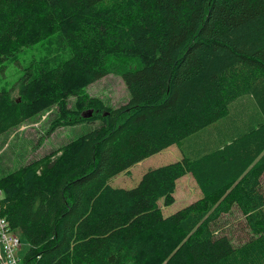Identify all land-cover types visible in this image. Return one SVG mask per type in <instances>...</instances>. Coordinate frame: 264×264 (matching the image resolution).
<instances>
[{
    "label": "trees",
    "instance_id": "obj_1",
    "mask_svg": "<svg viewBox=\"0 0 264 264\" xmlns=\"http://www.w3.org/2000/svg\"><path fill=\"white\" fill-rule=\"evenodd\" d=\"M56 33L69 55L0 91V135L53 107L48 132L100 124L0 177L20 264H264V0H0V67ZM109 74L118 106L86 90ZM174 144L181 160L111 184ZM188 172L203 196L164 214Z\"/></svg>",
    "mask_w": 264,
    "mask_h": 264
},
{
    "label": "rangeland",
    "instance_id": "obj_2",
    "mask_svg": "<svg viewBox=\"0 0 264 264\" xmlns=\"http://www.w3.org/2000/svg\"><path fill=\"white\" fill-rule=\"evenodd\" d=\"M68 55L69 48L59 33L25 48L17 55V59H12L6 63L5 67H0V91L15 87L13 92L15 95L18 90L17 81L22 76L25 67L33 65L37 68L43 64L53 65ZM86 90L90 95L100 97L110 106H118L130 97L124 80L115 74H109L88 85ZM69 102L71 107L75 106L74 97H71ZM57 116V108L53 107L0 135V177L19 169L30 161L40 159L56 151L100 124L99 121H96L58 126L53 132H48ZM169 150L165 149L146 158L142 163L135 164L112 178L111 184L123 188L135 187L147 170L174 162L177 160V156L180 157V150L177 145H171ZM183 176L178 182L177 191L174 193V202L171 205H164V202H161L162 210L166 215L183 208L202 196L201 189L194 177L190 173ZM238 218L239 214L234 212L230 218H224L223 221L227 222L228 225L230 222L234 225V221ZM17 233L22 240L19 256L24 258L29 248V242L21 231H17Z\"/></svg>",
    "mask_w": 264,
    "mask_h": 264
},
{
    "label": "built area",
    "instance_id": "obj_3",
    "mask_svg": "<svg viewBox=\"0 0 264 264\" xmlns=\"http://www.w3.org/2000/svg\"><path fill=\"white\" fill-rule=\"evenodd\" d=\"M2 198L0 191V264H20L19 250L22 247V240L13 229L7 218L2 215Z\"/></svg>",
    "mask_w": 264,
    "mask_h": 264
},
{
    "label": "crops",
    "instance_id": "obj_4",
    "mask_svg": "<svg viewBox=\"0 0 264 264\" xmlns=\"http://www.w3.org/2000/svg\"><path fill=\"white\" fill-rule=\"evenodd\" d=\"M253 102H255V101H253ZM254 104H256V103H254ZM250 111V110H249ZM252 114H254V113H252ZM247 115H249V113L247 114ZM258 126H256V128H257ZM176 145V144H175ZM178 146V145H177ZM178 148H179V146H178ZM168 151H170L169 149H170V147H168V148H166ZM165 150V149H164ZM179 150H180V157L179 156H177V160H174V162L175 161H179V160H181L182 158H183V152L181 151V149L179 148ZM163 151V150H162ZM162 151H160V152H162ZM159 153V152H158ZM157 154V153H156ZM148 158V157H147ZM144 160H146V158L144 159ZM144 160H142L141 162H139V163H142ZM168 164V163H167ZM164 165V164H163ZM188 173H190V172H188ZM187 173V174H188ZM191 175H192V173H190ZM193 176V175H192ZM184 177V176H183ZM194 177V176H193ZM264 177V176H263ZM181 178H179L178 179V181H177V187H178V182H179V180H180ZM194 179H195V177H194ZM196 180V179H195ZM197 182V181H196ZM198 184V183H197ZM198 186H199V184H198ZM200 187V186H199ZM201 189V188H200ZM176 191H177V188H176ZM175 191V192H176ZM201 192H202V190H201ZM202 196H203V193H202ZM201 196V197H202ZM200 197V198H201ZM162 202V201H161ZM161 202H160V204H161ZM188 205V204H187ZM238 210V209H237ZM164 212V211H163ZM234 212H237V211H234ZM238 214H239V210H238V212H237ZM240 217V216H239Z\"/></svg>",
    "mask_w": 264,
    "mask_h": 264
},
{
    "label": "water",
    "instance_id": "obj_5",
    "mask_svg": "<svg viewBox=\"0 0 264 264\" xmlns=\"http://www.w3.org/2000/svg\"><path fill=\"white\" fill-rule=\"evenodd\" d=\"M87 116H90L92 114V110H89L87 113H85Z\"/></svg>",
    "mask_w": 264,
    "mask_h": 264
}]
</instances>
